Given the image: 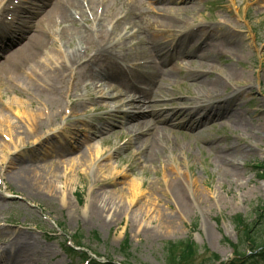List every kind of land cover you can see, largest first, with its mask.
Wrapping results in <instances>:
<instances>
[{"label":"rangeland","instance_id":"1","mask_svg":"<svg viewBox=\"0 0 264 264\" xmlns=\"http://www.w3.org/2000/svg\"><path fill=\"white\" fill-rule=\"evenodd\" d=\"M7 1L1 0L0 6ZM177 1L178 4L166 5L152 0H107L100 18L99 35H91L82 42L77 38L68 44L61 38L67 53L80 45L81 56L74 65H66L69 72L72 68L77 70L62 84L64 93L69 90L63 101L47 99L44 94L38 97L26 94L27 88L19 85L11 92L5 87L0 89L4 105L14 111L18 110L15 102L19 99L26 102L28 112L42 113L41 117L52 115L47 120L36 119L44 126L33 138L15 132V137H5L0 130V258L6 254L4 262L17 251L11 240L19 236L33 245L38 255L37 264H80L86 254L103 264H167L166 243L187 239L197 245L193 264H228L237 244L239 253L248 251L245 237L244 242L239 243L242 236L232 219L242 215L250 224L257 222L255 214L264 203V179H259L254 169L255 164L264 162L263 0H194V5L188 4L186 11L182 7L187 5L182 4V0ZM97 4H90L93 18ZM122 15L111 32L114 37L106 45L108 52L105 56L96 54L107 43L100 39V34H104L102 31L115 16ZM84 17H87L86 12ZM74 20L73 24L66 22L58 28L65 26L73 32L78 29L84 32V27L94 23L92 18L81 23ZM184 20L187 21L185 27L199 26L198 33L195 32L197 43L208 35L217 40L221 34H228L240 41V45L223 44L222 54L208 64L185 60L177 46L169 54L160 46V41L172 34L174 45L178 38L176 30H182ZM168 21H172L171 24L168 25ZM52 46L57 48L54 42ZM153 48H158L159 53L165 52L168 63L157 69L165 73L154 82L146 102L147 111L157 107L153 103L156 100L171 97H181V100L157 104L162 106L159 109L184 105L198 108L208 101L223 106V101L229 104L230 98L232 103L241 106L232 108V112L239 115L235 124L216 118L197 126V117L188 125H182L183 121L175 119L174 125L151 135L157 138L155 158L151 162L149 157L145 158L141 140L125 142L126 137L135 133L126 131L123 116L116 122L112 118L106 130L96 132L94 127L109 122L100 115L110 103L86 101V95L93 93V87L99 88L103 78H96L91 85L94 80H86L85 75L87 68L88 71L92 67L93 71L104 68V64L99 63L112 57L157 61L152 57ZM51 54L41 56L46 68H56L53 52ZM68 56L63 60L67 61ZM173 67L179 70L169 71ZM197 68L205 71L202 78L195 73L188 74V70ZM114 70L108 66L110 73ZM27 74L24 77L28 79ZM215 78L223 84L217 97L208 86ZM124 88L119 87L115 94ZM191 96H198L201 102L193 104ZM57 106L61 109L67 106L71 114L54 117ZM0 111L7 112L2 103ZM12 120L11 126L18 123L21 132L23 129L31 132V122L18 121L13 116ZM60 124L67 130H60ZM62 138H67L69 143H63ZM15 143L17 149L12 148ZM53 148H61L66 154L51 156ZM170 153L179 158L178 171L176 165L171 168L169 164ZM4 156L5 161L1 162ZM18 158H30L36 166L54 163V175L28 172L27 176L44 179L39 188L28 191L17 183L19 165L10 164L11 159ZM229 161H235L236 165ZM170 173L184 175L181 178L184 203L169 186ZM49 181L55 188L49 189ZM141 183L140 189L137 184ZM102 196L120 211L114 208L101 211L93 207ZM262 234L264 236V232ZM65 236L83 246L77 248V254L70 256L64 251Z\"/></svg>","mask_w":264,"mask_h":264},{"label":"bare ground","instance_id":"2","mask_svg":"<svg viewBox=\"0 0 264 264\" xmlns=\"http://www.w3.org/2000/svg\"><path fill=\"white\" fill-rule=\"evenodd\" d=\"M15 1H19L20 4L19 2L18 4H15ZM106 1L107 0L104 1V5ZM152 1L163 2L166 5L178 4V1L176 2V0ZM97 2V0H87V4L89 7L90 4L95 5V3ZM181 3H185V5H187L182 7L184 8L183 10L186 11L187 9L185 8L188 7V4H191L192 6L194 5V0H182ZM262 3L263 4L261 7L264 8V0ZM81 7V0H9L7 5L0 9V16L2 17L0 19V89L5 87L8 92H11L13 90V87L16 88V86L19 85L20 88H27V92L33 96L38 97V95L41 96V94H44L47 95V99L51 97L63 101L64 89L62 88V84L68 81L64 69L52 67L46 68L45 63L41 61V56H43L44 54H51L53 52V58L56 59V63L63 60V51L59 49V47L55 49L52 46V34L57 36L56 38L59 40L61 38H64L65 40H67V44L72 43V41H74L75 39L77 40V38H81L80 42L83 41L82 39H89V36L87 35V29L84 32L81 31V29H78V32H73L70 27L64 26L63 28H61V30L58 28V26L65 24L66 22L73 24L72 21L74 18L72 17L70 11L75 10L79 12V14H82ZM171 22L172 21H168V25L171 24ZM186 24L187 21L184 20L183 28L178 34L179 37L177 39V47L179 54L182 55L185 60L193 59L189 61L191 63L195 61L198 62V65L211 63L215 60L216 57L222 54L221 47L223 48V44H225V46L231 45V47L240 45V41H237L234 36L228 34H221L217 38V40L212 39V37L208 35L206 39H198L199 42L197 43V36L194 33L196 32V30L194 28H190V26L185 27ZM174 28L176 29V27ZM102 33L104 34H100L99 36L102 41H108L109 38H112L115 35L111 34V32L107 29L102 31ZM79 34L82 35L79 36ZM171 40V38L168 39V41L166 42V47L169 46ZM18 45L19 47L15 49V51H13L11 54H7ZM106 45H103V47L99 50V54H101L102 56H105L108 52ZM79 46L68 53L69 57L67 59V62L74 63L81 58V56L77 52ZM162 61L164 64L167 62L165 59H163ZM175 70H179V68L173 67L169 71L174 72ZM24 72H28V74ZM191 73H195L196 75H198V78H202V74L205 73V71L202 72L201 70H198V68L194 70H188V74ZM24 74L28 75V79L24 77ZM151 74H158V72L156 69H152V73H149V75L139 76L138 79L145 80L146 82L151 83ZM69 75L71 77L70 73ZM121 76L122 75L120 73L104 74V77L107 80L109 86H112L114 82L122 85L124 82ZM208 83L209 90H211L210 92H213L212 95H214V97H217V93L223 86L222 81L218 78H215ZM99 89V91L104 92L102 87H100ZM137 92L140 94L135 99L136 102H142L147 99L146 92L143 93L142 91L138 90ZM230 99H228V101L230 102L229 104L223 101V103H225L223 104V106H220L219 104L217 105L214 103H209L208 106L203 108L204 110L206 109V112L200 118L199 122H205L207 119L219 118L220 120L224 119L231 124H235L236 119L239 115H236L234 112H232V108L236 106L240 107L241 105L235 102L232 103ZM17 102H15V106H17L18 110H15L14 113L16 114V116L21 117L20 119L25 122L31 121L32 127L36 126L37 124H41L40 120H44L48 117L50 118V116H48L47 114V116H45L44 113V116L41 117L42 113L36 112V114H33V112H28V106L25 105L26 102H21L19 99L17 100ZM57 107L60 108V106ZM142 107L143 106L141 105L140 109H142ZM203 109H201L199 113ZM6 113H4V111H0V130L4 133L5 136L12 138L15 137V133H19L18 135H25V138H33L36 136L31 135V132L28 133L24 129L21 132V129L17 127V122V124L11 126V124H14L12 116L9 114L7 115ZM58 113H60V109L56 111L54 117H56ZM150 114L151 115H146V113L144 112L141 113V118L137 119L135 122L127 120V127L130 130L135 129V131H139L140 128H142L145 130V133H153L154 135L158 133L159 130H162V128L165 127L169 122L167 118H164L165 116H167V114L163 112L157 113L151 111ZM34 116L39 117L34 119ZM36 119H40L38 123ZM193 119L194 117H192L190 120L192 121ZM42 126H44L43 123L40 125V127L42 128ZM18 138L20 140V137ZM155 139L157 138L154 136L146 138V140L141 144V149L143 150V146L145 148V158L148 159L149 157L151 162H153L155 158ZM35 140L37 141V139ZM16 144L17 143L12 144L13 149H17L18 146ZM9 148L11 147H7V149ZM64 154H66V152L64 150H61V148H53L51 152V156L59 157ZM5 158L6 157L4 156L1 162H4ZM177 161H179V158L176 156L173 159V162L170 163L171 168L176 165V171H178ZM31 162H33V160H31L30 158H18L11 159L10 163L12 165H19L17 171V183L28 191L32 190L33 187L39 188L44 180L36 176L33 178L27 176L28 172L33 171L39 172L42 175H54L55 171V168L53 167L55 165L54 163H52V165L45 164L44 166H36ZM229 162H232L233 165H236L235 161ZM172 170L171 173L173 174ZM171 173L168 174L170 178L169 186L171 187V190L174 192V194L181 196V202L184 203V199H182L183 189L181 186V178H183L184 175L179 176V173H177L172 176ZM49 183V189L55 188L54 183L52 184L51 181H49ZM142 185V183L140 185L137 184V187L141 188L140 186ZM100 199L101 200H98L95 203V206L93 205V207L100 208L101 211H104L106 209L109 211L110 209L114 208V206H111L109 202H106L104 196L100 197ZM114 209L115 211L119 210L118 208ZM11 243H13L17 251H13L14 255H12V257L5 262L3 261V259L5 258L6 254L3 255L0 258V263L3 262L1 264H37L38 260L35 261V259L38 255L34 251L32 244H30L26 240H23V237L21 236L17 238L15 237L14 241L11 240Z\"/></svg>","mask_w":264,"mask_h":264},{"label":"trees","instance_id":"3","mask_svg":"<svg viewBox=\"0 0 264 264\" xmlns=\"http://www.w3.org/2000/svg\"><path fill=\"white\" fill-rule=\"evenodd\" d=\"M257 222L247 225L241 217L235 220L244 230V237L250 246L255 247L258 254L264 251V205L258 212ZM243 241V239H242ZM126 242H124L125 244ZM167 264H193L192 260L197 254V248L190 240L167 242L165 245Z\"/></svg>","mask_w":264,"mask_h":264}]
</instances>
